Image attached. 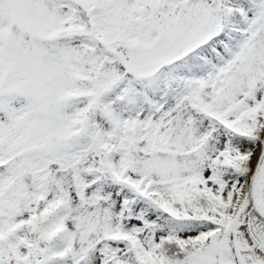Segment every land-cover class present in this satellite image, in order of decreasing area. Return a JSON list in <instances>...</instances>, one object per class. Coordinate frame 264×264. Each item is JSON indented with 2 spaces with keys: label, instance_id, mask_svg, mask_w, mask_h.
Returning a JSON list of instances; mask_svg holds the SVG:
<instances>
[{
  "label": "snow or ice",
  "instance_id": "obj_1",
  "mask_svg": "<svg viewBox=\"0 0 264 264\" xmlns=\"http://www.w3.org/2000/svg\"><path fill=\"white\" fill-rule=\"evenodd\" d=\"M0 264H264V0H0Z\"/></svg>",
  "mask_w": 264,
  "mask_h": 264
}]
</instances>
